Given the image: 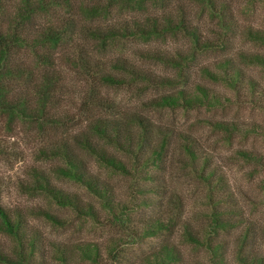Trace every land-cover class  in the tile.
Here are the masks:
<instances>
[{"label":"trees","instance_id":"16d2710c","mask_svg":"<svg viewBox=\"0 0 264 264\" xmlns=\"http://www.w3.org/2000/svg\"><path fill=\"white\" fill-rule=\"evenodd\" d=\"M187 2L0 0V131L14 134L26 128L35 135L39 160L51 164L34 168L22 188L44 196L58 210L40 208L30 215L54 227L66 228L77 218L115 230L103 243L47 244L24 211L11 212L0 204V235L11 242L5 247L0 241V264H136L126 250L154 238L163 242L138 264H264V255L253 247L257 229L233 205L226 173L212 152L190 131L153 116L218 111L246 101L263 108L264 90L246 68H264V29L243 30L263 52H237L230 46L241 26L229 1ZM194 4L202 8L200 17L215 23L212 34L193 16L189 5ZM122 9L137 14L116 16L117 11L124 14ZM169 37L184 46L167 50L153 45ZM124 40L144 48L130 56H104ZM148 64L164 67L165 73ZM64 67L87 86L74 115L60 114L66 97ZM109 89L130 91L140 102L128 108ZM206 123L229 144L253 131L235 120ZM175 152L178 169L206 193L203 211L196 215L186 216L170 193ZM236 153L245 164L263 162L255 151ZM94 163L129 180L130 193L119 195L94 171ZM54 177L76 184L90 198L64 189ZM141 213L146 216L138 217ZM259 236L264 241V228ZM184 248L191 253L186 256Z\"/></svg>","mask_w":264,"mask_h":264},{"label":"rangeland","instance_id":"374dc122","mask_svg":"<svg viewBox=\"0 0 264 264\" xmlns=\"http://www.w3.org/2000/svg\"><path fill=\"white\" fill-rule=\"evenodd\" d=\"M187 6V0H175ZM236 13L237 25L241 26L238 35L231 40V48L237 52L259 53L263 52L257 45L250 43L243 35V30L247 28L264 29V0L253 2L250 0H228ZM192 14L199 22L205 32L212 34V30L216 28L215 23L208 17H200L202 8L200 4H194ZM124 14L116 12V16H126L128 13L137 14L136 11L130 9H122ZM127 12V14L125 13ZM175 37H169L167 41H158L153 45L167 50L176 49L184 46L182 40ZM144 45L134 40L121 41L116 44L109 52L105 53V57L112 54H123L130 56L133 52ZM144 48V47H143ZM220 56H223L221 53ZM153 66L152 69L157 72L165 73V68L159 65L148 64L147 67ZM64 72V80L66 86L65 105H63L60 114L74 115L76 106L79 103L83 92L87 86L83 79L76 75L75 72L67 67L62 68ZM247 74L253 77L264 90V68L248 67ZM107 92L123 103L128 108H133L140 102L132 92L126 90L109 89ZM263 108L258 104L252 105L246 101V104L240 106L234 104L225 109L218 111L208 110H176L154 113L155 120H160L171 125L178 126L181 129L190 131L197 137L199 143L210 152L217 161L218 166L222 167L226 173L228 190L233 194V205L241 212L242 216L248 220L249 224H253L257 229V236L254 239V250L264 255V241L259 236L264 228V100L260 101ZM208 119L235 120L247 125V128L253 131L249 133V137L236 136L232 144L227 143L222 136H216L207 126ZM74 132L69 128V133ZM63 134L62 130L55 135ZM39 141L31 131L26 128H20L18 132L9 134L7 131H0V147L2 154L0 155V204L11 212L24 211L30 219V224L39 231L44 241H95L104 242L111 236L115 235V230L110 227H102L92 222L79 220L74 218L66 228L54 227L48 223L35 219L31 216L32 211L40 208L56 210L49 200L41 195H30L23 191L22 185L29 181L34 168L46 167L51 163L41 162L38 158ZM173 149H176L174 147ZM240 149H249L255 151L263 157L262 163L245 164L239 160L237 151ZM176 155V156H175ZM178 155L174 154L171 161L172 166L169 170L168 185L170 193L177 197L181 209L185 211L186 216L190 214L196 215L199 211H203L205 191L203 186H197L198 181L193 179L187 171L178 169ZM92 168L99 175L112 185L119 195H127L130 193V181L119 177L113 173L107 172L100 168L97 164H92ZM55 182L64 189L78 192L85 198L90 196L79 186L64 180H58L54 177ZM151 213V212H147ZM68 215H71L68 213ZM146 216L139 214L138 217ZM238 231L233 233L236 237ZM227 236V235H226ZM232 235L228 237L230 240V248L233 245ZM234 239V238H233ZM179 244L180 237L175 239ZM0 241L9 247L11 242L6 237L0 235ZM163 242V238L148 239L139 244L129 247L126 250V257L132 262L138 264L142 261L143 256L150 250L158 247ZM186 256L191 250L184 248ZM145 254V255H144ZM231 260V259H230ZM232 264L233 261L231 260Z\"/></svg>","mask_w":264,"mask_h":264}]
</instances>
